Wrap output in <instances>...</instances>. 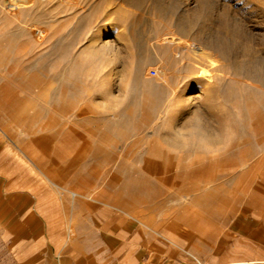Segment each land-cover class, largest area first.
I'll use <instances>...</instances> for the list:
<instances>
[{"label": "rangeland", "instance_id": "rangeland-1", "mask_svg": "<svg viewBox=\"0 0 264 264\" xmlns=\"http://www.w3.org/2000/svg\"><path fill=\"white\" fill-rule=\"evenodd\" d=\"M197 109L230 132L188 163ZM103 225L264 259V0H0V264Z\"/></svg>", "mask_w": 264, "mask_h": 264}, {"label": "crops", "instance_id": "crops-1", "mask_svg": "<svg viewBox=\"0 0 264 264\" xmlns=\"http://www.w3.org/2000/svg\"><path fill=\"white\" fill-rule=\"evenodd\" d=\"M88 229V228H87ZM125 226H96L85 232V237L76 243L59 247V257L50 259L45 253L21 254L20 264H262L263 258L251 260L211 259L206 261L190 251H180L178 255L153 247L140 238L138 232ZM133 234V235H132ZM247 238V236H245ZM249 242L254 243L253 239ZM259 263H258V262ZM257 262V263H256Z\"/></svg>", "mask_w": 264, "mask_h": 264}, {"label": "clouds", "instance_id": "clouds-1", "mask_svg": "<svg viewBox=\"0 0 264 264\" xmlns=\"http://www.w3.org/2000/svg\"><path fill=\"white\" fill-rule=\"evenodd\" d=\"M168 131L170 145L186 157V162L191 163L197 153L215 155L218 140L227 136L230 129L213 126L197 109L180 127L172 126Z\"/></svg>", "mask_w": 264, "mask_h": 264}, {"label": "bare ground", "instance_id": "bare-ground-1", "mask_svg": "<svg viewBox=\"0 0 264 264\" xmlns=\"http://www.w3.org/2000/svg\"><path fill=\"white\" fill-rule=\"evenodd\" d=\"M189 15V14H188ZM190 15H192V14H190ZM196 15V14H195ZM194 15V16H195ZM190 17V18H193V19H195V20H193V19H187V18H180V23H183L185 26H187V27H189L190 29H192V27L194 26V22L196 21V17ZM187 20V21H186ZM192 20V21H191ZM193 30V29H192ZM200 30V29H199ZM110 31V26H108L107 28H105L103 31H102V33H101V35H105V34H107L108 32ZM196 32V31H195ZM198 34V33H197ZM202 34V33H201ZM209 37V36H208ZM200 38V37H199ZM205 38V37H204ZM217 39V38H216ZM216 39H212V41H211V44L214 42V41H216ZM201 40V39H200ZM208 40V39H207ZM203 41V40H202ZM194 43V42H193ZM202 43H204V42H202ZM201 43V44H202ZM224 43V42H223ZM199 45H200V43H198ZM194 45V44H193ZM196 45H197V42H196ZM199 45H197L198 47H199ZM203 45V44H202ZM205 45V48H206V44H204ZM203 45V46H204ZM209 45H207V47H208ZM215 46V45H214Z\"/></svg>", "mask_w": 264, "mask_h": 264}]
</instances>
